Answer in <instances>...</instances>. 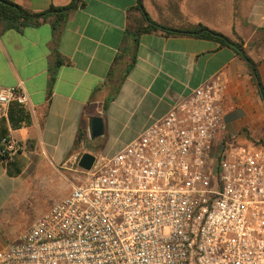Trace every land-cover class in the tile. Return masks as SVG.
I'll return each instance as SVG.
<instances>
[{"label":"crops","instance_id":"crops-1","mask_svg":"<svg viewBox=\"0 0 264 264\" xmlns=\"http://www.w3.org/2000/svg\"><path fill=\"white\" fill-rule=\"evenodd\" d=\"M8 1L40 13L71 0ZM83 2L69 12L56 41L53 15L35 26L6 28L0 22V88L20 85L28 96L26 103L10 101L0 117V137L11 134L22 144L11 162L0 160V249L25 229L10 225L12 209L38 198L47 200L43 214L80 182V173L84 176L77 164L83 153L95 160L112 157L218 72L228 77L227 134L236 143L264 147V102L249 68L231 47L192 34L143 33L125 78L116 71L107 80L137 0ZM142 3L153 20L166 26L202 24L231 40L239 38L264 89V0H248L238 16L231 0L232 14L207 21L193 15L177 21L159 11L157 0ZM129 61L126 56L121 68ZM94 116L103 122L97 137L89 133Z\"/></svg>","mask_w":264,"mask_h":264},{"label":"built area","instance_id":"built-area-1","mask_svg":"<svg viewBox=\"0 0 264 264\" xmlns=\"http://www.w3.org/2000/svg\"><path fill=\"white\" fill-rule=\"evenodd\" d=\"M218 72L0 249V264H264V147L226 131ZM20 85L0 88V117ZM22 144L0 137L11 162Z\"/></svg>","mask_w":264,"mask_h":264},{"label":"trees","instance_id":"trees-1","mask_svg":"<svg viewBox=\"0 0 264 264\" xmlns=\"http://www.w3.org/2000/svg\"><path fill=\"white\" fill-rule=\"evenodd\" d=\"M83 4V0H71L66 6H51L44 12L34 13L8 0H0V22L3 23L6 28L35 26L46 20L49 16L53 15L55 20L52 23V29L54 40L56 41L57 34L66 21L69 12L76 9L78 6H82ZM131 13L129 29H127L125 32V43L120 48L112 62L107 74V80H109L116 71L121 73L119 76L120 79L125 78L126 74L134 64V50L138 44V39L141 34L157 32L163 33L165 35L192 34L200 38L214 40L218 42L220 46L231 47L234 52L246 63L250 70L252 79L257 86L259 95L264 102V89L259 79L256 63L247 55L243 48V43L239 38H237V40H231L224 34L212 30L202 24H199L197 27L191 29H179L166 26L150 17L143 7L142 0H137V4L132 8ZM126 56L129 57L130 61L126 63L124 68H121L120 64L125 60ZM58 64L59 62L56 61L55 66ZM0 160L5 163L1 157Z\"/></svg>","mask_w":264,"mask_h":264},{"label":"rangeland","instance_id":"rangeland-1","mask_svg":"<svg viewBox=\"0 0 264 264\" xmlns=\"http://www.w3.org/2000/svg\"><path fill=\"white\" fill-rule=\"evenodd\" d=\"M248 0H235L236 16L242 13L246 7ZM158 9L164 14V10L167 15L177 21H180L182 17L197 16L206 20H217L219 18L227 17L232 14L231 0H157ZM161 6L164 8H161ZM207 21V20H206ZM85 178L80 173L79 180L82 181ZM47 200L41 201L36 198L33 203L29 201L28 206H20L16 209H12L8 215V221L10 225L16 228H26L32 223L33 220L38 217L41 211L45 208ZM21 232V231H20Z\"/></svg>","mask_w":264,"mask_h":264},{"label":"water","instance_id":"water-1","mask_svg":"<svg viewBox=\"0 0 264 264\" xmlns=\"http://www.w3.org/2000/svg\"><path fill=\"white\" fill-rule=\"evenodd\" d=\"M89 133L91 137L102 135L103 122L100 117L94 116L89 119ZM94 161L95 156L89 152H85L80 156L77 164L81 169L88 171L92 167Z\"/></svg>","mask_w":264,"mask_h":264}]
</instances>
